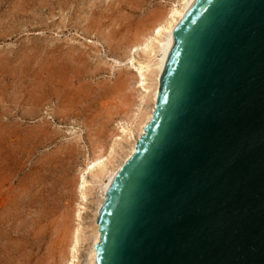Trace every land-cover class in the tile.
Instances as JSON below:
<instances>
[{"label": "water", "instance_id": "1", "mask_svg": "<svg viewBox=\"0 0 264 264\" xmlns=\"http://www.w3.org/2000/svg\"><path fill=\"white\" fill-rule=\"evenodd\" d=\"M174 37L96 264H264V0H195Z\"/></svg>", "mask_w": 264, "mask_h": 264}, {"label": "rangeland", "instance_id": "2", "mask_svg": "<svg viewBox=\"0 0 264 264\" xmlns=\"http://www.w3.org/2000/svg\"><path fill=\"white\" fill-rule=\"evenodd\" d=\"M173 1L0 0V264L66 263L80 173L137 109L126 56Z\"/></svg>", "mask_w": 264, "mask_h": 264}, {"label": "bare ground", "instance_id": "3", "mask_svg": "<svg viewBox=\"0 0 264 264\" xmlns=\"http://www.w3.org/2000/svg\"><path fill=\"white\" fill-rule=\"evenodd\" d=\"M194 2L195 0L173 1L166 15L143 37V40L128 49L126 59L129 68L132 67L134 70L132 78L138 93L137 109L128 117L125 116V119L116 122L118 134L111 137L112 146L108 149L103 148V145L96 147L93 158L80 173L77 183L78 204L75 210L78 225L76 224L73 231L69 257L65 264H79L81 245L89 241L84 237L82 221L90 203L95 205L97 210L86 264H96L95 246L101 240L98 225L100 212L116 174L135 153L139 139L144 135L146 126L153 118L163 72L175 43L174 33ZM95 192L97 197L91 201Z\"/></svg>", "mask_w": 264, "mask_h": 264}]
</instances>
